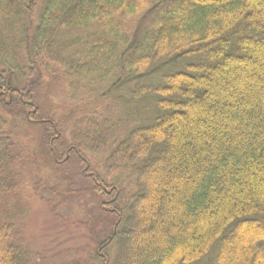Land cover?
Listing matches in <instances>:
<instances>
[{
    "label": "trees",
    "instance_id": "16d2710c",
    "mask_svg": "<svg viewBox=\"0 0 264 264\" xmlns=\"http://www.w3.org/2000/svg\"><path fill=\"white\" fill-rule=\"evenodd\" d=\"M0 64V264L37 260L13 169L24 125L54 167L79 161L103 215L76 264H264V0H0ZM39 73L84 108L66 135L17 82ZM122 88L144 114L113 138Z\"/></svg>",
    "mask_w": 264,
    "mask_h": 264
},
{
    "label": "rangeland",
    "instance_id": "374dc122",
    "mask_svg": "<svg viewBox=\"0 0 264 264\" xmlns=\"http://www.w3.org/2000/svg\"><path fill=\"white\" fill-rule=\"evenodd\" d=\"M17 54L18 63L23 67V49L20 48ZM42 76L44 74L39 73L28 81H19L17 76V82L20 85H30L39 116L46 118L49 115L62 121V132L66 135L71 121L74 117L77 118L74 115L70 117L69 113L73 111L76 115L84 108L80 106L78 109L75 103L66 99L63 92L65 86L60 80L45 73L41 82L39 79ZM129 97L128 90L122 88L108 98V111L104 110V115L113 121L111 124L115 126L110 131L113 138L124 136L132 126L141 121V113L144 114L145 102L134 100L135 104L134 101L127 104ZM91 109L90 107L89 110ZM7 115L10 119L9 114ZM14 142L13 152L16 154V160L13 169L18 173L15 180L29 206L25 234L31 252L37 259L36 264H76L83 249H86L84 257L90 256L94 250V237L106 232L107 227L104 230L105 226L100 219L103 215L96 208L97 201L92 199L83 184L85 182L81 179L79 161L67 153L66 161L54 167V161L48 157V151L42 148L40 133L33 125H24L14 136ZM97 158L94 154H87L91 164L100 168V165L96 164ZM115 172L110 176L121 181L125 170ZM124 184L129 190L133 187L129 183ZM87 259L91 264V260ZM197 264L209 263L204 260Z\"/></svg>",
    "mask_w": 264,
    "mask_h": 264
}]
</instances>
